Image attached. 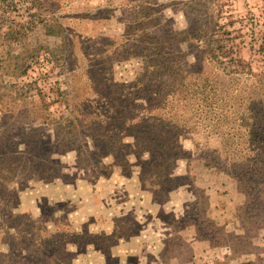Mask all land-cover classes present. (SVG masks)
I'll use <instances>...</instances> for the list:
<instances>
[{"label": "rangeland", "instance_id": "374dc122", "mask_svg": "<svg viewBox=\"0 0 264 264\" xmlns=\"http://www.w3.org/2000/svg\"><path fill=\"white\" fill-rule=\"evenodd\" d=\"M217 22L236 42L246 40L240 68L264 73L250 50L254 32L264 30V0H0V261L264 264V229L251 253H234L189 227L209 213L217 226L239 230V193L201 163L220 152L229 131L197 122L194 105L170 101L165 116L180 104L177 115L192 121L166 172L164 156L141 152L152 121L135 127V115L158 101L154 82L143 100L135 95L151 49L194 64L201 79H228L229 69L191 39L205 28L210 35ZM153 31L155 44L143 43ZM82 130L102 136L90 139L94 155L82 147ZM76 136L81 155L70 144Z\"/></svg>", "mask_w": 264, "mask_h": 264}, {"label": "trees", "instance_id": "16d2710c", "mask_svg": "<svg viewBox=\"0 0 264 264\" xmlns=\"http://www.w3.org/2000/svg\"><path fill=\"white\" fill-rule=\"evenodd\" d=\"M202 2L203 0H198V4ZM208 7V10H211V7ZM199 13L207 12L199 9ZM220 25L217 22L209 32L210 35L205 28L193 34L191 39L201 43V47H204V56H208L209 60L218 62L223 68L229 69L228 79L211 80L208 77L201 79L203 70L193 72L191 67L194 64L187 66L179 64L166 49H151L152 53L146 55L150 58L149 64L143 76L135 84V95L136 101L143 100L146 96V88L150 87L147 85L154 82L155 85L151 88L158 101H156L157 104L149 105L150 110L144 108L143 104L140 105L148 111V114L143 117L140 113L136 114L135 127L147 120L149 123L152 121L150 131L154 133L153 137L142 144L141 152H148L153 157L152 150H155L158 159L164 156L161 170L166 172L183 153V145L177 139L192 121L187 116L177 115L178 109L181 108L180 104L176 105L177 110L174 114H170L171 117L165 116L170 113H167L170 101L172 103L183 101L185 105H194L199 115H197V122L229 131L232 138L225 142L220 152H214L213 158L204 157L201 163L204 168H208V172L227 176L232 188L239 193L241 200L236 207L239 230L232 231L226 225L217 226L207 212V216L203 215V220L197 217L189 227H194L197 239L218 246L226 244L234 253H251L255 246L253 239L264 229V73L255 72L250 64L247 65L246 70L240 68L245 65L242 50L247 48V42L245 39L236 42V37H233L230 31L223 30L225 24ZM203 26L206 27L207 24ZM257 35L260 38H256ZM150 38H153V44H155L157 40L155 31L141 41L150 43ZM250 48L264 62V30L254 32ZM202 60L204 61V58ZM194 75H197V79L193 81ZM176 108L173 106L172 110ZM122 113V111L119 112V115L122 116ZM80 134L84 137L81 140L82 147L94 155L96 151L91 150L90 139L97 141L102 136L97 137L96 133H87L85 130L80 131ZM74 139L70 144L81 155L82 150L77 136ZM36 144V141L31 144L33 149L31 153H35ZM32 156L36 158L38 154ZM83 163L85 160L81 166L86 167ZM100 163L104 164L102 161ZM31 238H33L30 241L33 248L38 251L40 242L34 239L32 234ZM242 243H246L250 249H245ZM7 257H3L0 264H7Z\"/></svg>", "mask_w": 264, "mask_h": 264}]
</instances>
